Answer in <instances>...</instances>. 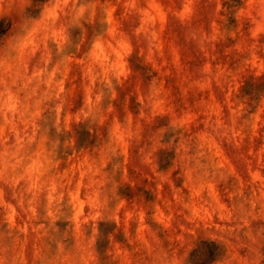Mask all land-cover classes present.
I'll return each instance as SVG.
<instances>
[{"label":"clouds","instance_id":"9594fccd","mask_svg":"<svg viewBox=\"0 0 264 264\" xmlns=\"http://www.w3.org/2000/svg\"><path fill=\"white\" fill-rule=\"evenodd\" d=\"M0 264H264V0H0Z\"/></svg>","mask_w":264,"mask_h":264}]
</instances>
